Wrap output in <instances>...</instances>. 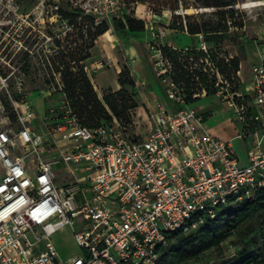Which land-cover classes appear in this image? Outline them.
Returning <instances> with one entry per match:
<instances>
[{
	"label": "built area",
	"instance_id": "obj_1",
	"mask_svg": "<svg viewBox=\"0 0 264 264\" xmlns=\"http://www.w3.org/2000/svg\"><path fill=\"white\" fill-rule=\"evenodd\" d=\"M146 28L155 71L175 106L169 110L159 102L147 113L146 136L134 133L132 120L115 116L89 127L66 99L41 118L22 90L7 91L9 111L0 100V264H158L172 249L169 233L196 232L219 209L253 200L264 188V45L248 87L241 71L234 88L225 79L202 33L195 48L203 56L189 62L216 77L211 96L242 124L243 161L231 139L206 128L210 113L190 107L208 97L207 90L190 102L173 78L163 49L191 48L166 45V31L152 22ZM101 66L112 62L92 68ZM74 164L84 169L75 171ZM63 167L66 174L59 177ZM69 229L80 253L64 260L56 236Z\"/></svg>",
	"mask_w": 264,
	"mask_h": 264
},
{
	"label": "rangeland",
	"instance_id": "obj_2",
	"mask_svg": "<svg viewBox=\"0 0 264 264\" xmlns=\"http://www.w3.org/2000/svg\"><path fill=\"white\" fill-rule=\"evenodd\" d=\"M59 8L66 13L83 10L102 17L110 25L106 36H101L98 44L96 43L90 50V58L80 64L87 69L88 76L102 101L105 95L121 89L118 81L121 72H124V79L133 78V72L126 64L125 46L135 41L133 37L139 38L146 32L132 34L128 29L117 30L113 23L114 18L131 15L137 21H144L150 26L152 22L154 28L165 30V38L169 37V40L175 42V46L180 48L189 47L187 40L193 42L194 38L175 29L180 27L176 23L173 25L174 14L191 16L192 19L183 17L184 25L208 23L211 19L214 21L219 19L216 15L218 10L203 8L198 0H183L180 8L175 12L168 8L151 5L147 0H0V61H5V64L1 62L3 64L0 65V75L9 72L6 83L0 80V100L6 110H10L7 91L13 94L24 91L37 115L41 114V108L44 110L43 115H47L50 109H56L66 101V94L60 88L63 81L57 67L68 62L72 69L77 71L78 63L74 61L83 56L84 49L87 47V38L82 30L72 29L66 20L58 16ZM235 9L237 21L244 19V26L233 28L224 36L219 54L240 59L241 78H243V85L248 87L252 80L251 67L259 62V50L264 45V0H238ZM201 16L203 18H200ZM143 45L148 57L151 56L152 59L147 69L149 84L140 87L136 85L134 88H128V91L136 104L137 101H142L141 93L151 98L150 91H154L168 102L155 71V60L152 58L150 48L145 43ZM192 45L195 46V42ZM109 61L112 62V66L92 68L93 65L106 64ZM102 86L105 90L103 96H100ZM131 105L129 104L130 107ZM190 107L208 111L210 116L206 128L216 137L223 140L231 139L239 157L245 161L247 142L240 137L242 124L235 120L232 111L228 110L216 96L203 97ZM119 109L122 111L121 107ZM121 113V118L124 120H129L127 115H131L135 134L147 135L149 124L144 112H138L134 108ZM38 122L39 118L35 120L36 124ZM10 125L13 128L17 127L15 120L12 119ZM56 137L61 138L60 135ZM64 147H67L66 143ZM71 167L75 171L84 169L83 164H74ZM66 170L63 167L58 172L59 177L65 175ZM255 235H258L260 248L256 247L252 241ZM56 240L64 260L74 258L80 253L70 229L67 234L66 232L57 234ZM262 245L259 229H253L248 225L234 233L219 249L205 253L199 263L188 264H221L225 259L235 257L245 246H248L251 251H256L257 254L264 255Z\"/></svg>",
	"mask_w": 264,
	"mask_h": 264
},
{
	"label": "trees",
	"instance_id": "obj_3",
	"mask_svg": "<svg viewBox=\"0 0 264 264\" xmlns=\"http://www.w3.org/2000/svg\"><path fill=\"white\" fill-rule=\"evenodd\" d=\"M149 4L168 8L175 12L182 5L183 0H147ZM200 6L208 9H216L217 21L213 19L209 22L183 24V17L192 19L189 15H173V25L179 24L180 28H175L180 32H187L191 36L204 34L205 41L209 46V55L217 63L221 73L234 88L239 81L238 73L240 69V59L230 57L226 54L220 55L219 49L223 38L233 28H242L244 19L237 21V11L235 6L238 0H198ZM75 13L63 12L58 9V16L66 20L72 29L82 30L87 38V47L84 49L81 59L74 61L77 64V71L72 69L70 64L62 63L58 65L57 70L63 81V92L66 94V100L70 103L75 115L80 121L89 126L97 127L104 123L111 122L112 117L121 118V112L128 111L138 107L128 88H134L136 83L134 79H124V72L119 74V84L121 89L117 92L105 95L103 101L88 76L87 70L80 66L82 61L90 58V50L95 47L98 39L105 35L110 25L106 22L97 23L93 15H87L82 10ZM199 19V17H195ZM200 18H203L201 16ZM80 19V21H79ZM113 23L117 30H126L129 32H143L146 30L144 21H137L131 15H123L121 18H114ZM78 25V27H77ZM163 54L173 64V78L185 89L190 102H195L193 96L195 93L206 89L208 96L216 92V77L210 78L201 69H191L190 58L199 59L203 54L196 48L188 51L174 50L170 47L163 49ZM203 69V67H202ZM128 72V71H127ZM9 72L3 73L6 77ZM236 90V89H235ZM129 104H132L131 107ZM122 108L120 111L119 108ZM128 116L127 121H131ZM13 117V116H12ZM14 119V117H13ZM264 188L261 189L255 199L239 202L230 208L219 209L215 218H208L204 225L196 232L184 234L182 232H171L168 235L172 243V249L169 253L160 257L158 264H188L191 262L199 263L202 256L214 249H219L234 233L250 225L253 229H259L261 240L264 246ZM256 247L260 248L258 235L252 238ZM221 264H264V255L251 251L245 246L235 257L225 259Z\"/></svg>",
	"mask_w": 264,
	"mask_h": 264
},
{
	"label": "crops",
	"instance_id": "obj_4",
	"mask_svg": "<svg viewBox=\"0 0 264 264\" xmlns=\"http://www.w3.org/2000/svg\"><path fill=\"white\" fill-rule=\"evenodd\" d=\"M145 31L146 32L143 33L144 34L143 36H141L139 38L133 37V39L135 41H131V42L127 43L125 46L126 47L125 57H126V61H127L126 64L128 67H130L131 71L133 72V79H134L137 87L143 86L144 84H147V83L149 84V81H148L149 78L147 76V69H149L150 60H152V59H151V56L148 57L147 52L144 49L143 43H145L146 46H148V43H149L151 38H150V31L147 28ZM131 33L134 34V33H139V32H131ZM182 33L186 34L188 37H192V39L194 38L193 42L187 40V42H189L188 44H190L189 48L197 47L198 39L196 36H191L185 32H182ZM103 36H106V34ZM169 36H171V34H169ZM169 39H170L169 37H168V39L165 38L163 42L166 45L172 46L174 48H178V49L183 48V47L180 48L179 46H175V42H173L172 40L170 41ZM194 42H195V46L192 45V43H194ZM97 44H98V41H97ZM240 76L242 77V75H240ZM104 90H105V88L102 86V91L99 92L100 96H103ZM163 91H164V88H163ZM150 95H151V98H148L144 93H141L142 101L141 102L137 101V104H138L137 111L138 112H144L147 115L148 112L150 113L151 111L154 110V108L156 107V104L159 102L162 103L169 110L175 109V106L173 103H171L169 101L168 102L164 101L154 91H150ZM39 107L41 108V105H39ZM43 113H44V110H42V108H41V114H39L40 117H39V115H38V117L41 118Z\"/></svg>",
	"mask_w": 264,
	"mask_h": 264
}]
</instances>
